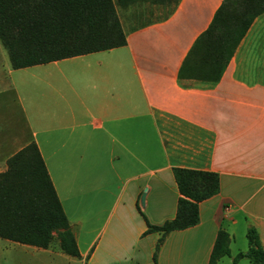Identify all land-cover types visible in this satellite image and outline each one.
<instances>
[{
    "label": "crops",
    "instance_id": "obj_1",
    "mask_svg": "<svg viewBox=\"0 0 264 264\" xmlns=\"http://www.w3.org/2000/svg\"><path fill=\"white\" fill-rule=\"evenodd\" d=\"M221 1L179 0L140 24H124L115 6L124 45L23 68L10 67L0 43V172L35 143L79 254L54 234L46 248L0 237L1 264H21V254L25 264H152L161 233L146 222L173 218V168L215 172L219 188L198 202L195 225L163 236L156 264H178L180 247L198 249L188 264H207L219 229L231 261L248 227L264 248V11L217 81L178 77Z\"/></svg>",
    "mask_w": 264,
    "mask_h": 264
},
{
    "label": "trees",
    "instance_id": "obj_2",
    "mask_svg": "<svg viewBox=\"0 0 264 264\" xmlns=\"http://www.w3.org/2000/svg\"><path fill=\"white\" fill-rule=\"evenodd\" d=\"M178 1L0 0V43L13 69L111 49L125 44L115 6L171 2L168 15ZM263 11L264 0H222L187 50L178 77L217 81L250 23ZM172 173L179 193L173 218L160 225L146 222L145 232L161 233L157 243L172 230L195 225L198 202L219 188L212 171L173 168ZM53 234L64 253L79 255L43 159L30 142L8 157L0 172V237L46 248ZM245 239L246 249L233 262L245 258L248 264H264V248L253 227L246 229ZM227 241V233L219 229L207 264L229 255Z\"/></svg>",
    "mask_w": 264,
    "mask_h": 264
},
{
    "label": "rangeland",
    "instance_id": "obj_3",
    "mask_svg": "<svg viewBox=\"0 0 264 264\" xmlns=\"http://www.w3.org/2000/svg\"><path fill=\"white\" fill-rule=\"evenodd\" d=\"M171 4H172L171 2H165L162 4H152L149 2H139V3L132 4V5L128 6L127 8L118 7L117 11H118V14H119L121 21L124 24H127V23L129 24V21L132 23L134 22V23L140 24V23L149 22L152 20H159V19L164 18L167 15V13L169 12ZM141 195H140V197H141ZM108 208L109 207H105V209L102 211V216L105 215ZM101 222L95 226V230L99 228V226L101 225ZM96 238H98V237H96ZM158 239H159V237L157 238V240L154 244L153 252L151 255V260H152L151 263L152 264H156L158 253L160 251V248H161L162 242H163V239H162L161 242L157 243ZM53 243H55V244H53ZM156 245H158V246L155 249ZM246 247H247L246 239L244 237L236 236L234 243H232V245H231V251L234 252V256H235L239 252H243L240 250H244ZM57 248H58L57 242L56 241L52 242V250L54 251ZM153 255H154V259L152 258ZM197 255H198V249L196 250L195 253L193 251H191V255H189V249L187 247H183V248L180 247V249H177L175 251V259H176V262L178 264H188V262H190L192 260H195V262H196ZM17 260H20L21 264H25L26 256L21 254L17 258ZM53 264H67V263L64 260L61 261L60 259H57V257L56 258L54 257ZM219 264H246V259L241 258L239 260V262L236 263V262H233V260L231 261L227 256H223V258H221V260L219 261Z\"/></svg>",
    "mask_w": 264,
    "mask_h": 264
},
{
    "label": "water",
    "instance_id": "obj_4",
    "mask_svg": "<svg viewBox=\"0 0 264 264\" xmlns=\"http://www.w3.org/2000/svg\"><path fill=\"white\" fill-rule=\"evenodd\" d=\"M143 198H144V193H142L141 197H140V202L142 203L143 201Z\"/></svg>",
    "mask_w": 264,
    "mask_h": 264
}]
</instances>
